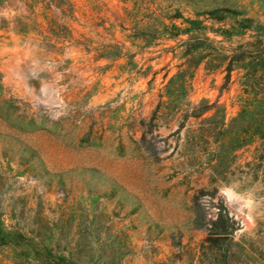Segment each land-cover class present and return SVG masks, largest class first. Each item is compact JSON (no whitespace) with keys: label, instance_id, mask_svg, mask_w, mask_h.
<instances>
[{"label":"rangeland","instance_id":"obj_1","mask_svg":"<svg viewBox=\"0 0 264 264\" xmlns=\"http://www.w3.org/2000/svg\"><path fill=\"white\" fill-rule=\"evenodd\" d=\"M258 40L264 0H0V264H264Z\"/></svg>","mask_w":264,"mask_h":264},{"label":"trees","instance_id":"obj_2","mask_svg":"<svg viewBox=\"0 0 264 264\" xmlns=\"http://www.w3.org/2000/svg\"><path fill=\"white\" fill-rule=\"evenodd\" d=\"M227 61L225 81L229 82L236 69L240 76L243 96L241 110L234 119L236 132H240L236 141L246 143L254 138L261 140L264 145V44L262 41L240 45L232 51L230 56L221 59ZM210 106L206 105L194 110L195 117L204 115ZM256 162L250 164L252 168H259L264 160V150H256Z\"/></svg>","mask_w":264,"mask_h":264},{"label":"clouds","instance_id":"obj_3","mask_svg":"<svg viewBox=\"0 0 264 264\" xmlns=\"http://www.w3.org/2000/svg\"><path fill=\"white\" fill-rule=\"evenodd\" d=\"M228 201H235L240 204L241 209H247L248 212L245 219L248 221L249 225L254 223L252 210L254 208V201L251 192H234L231 187H223L220 190Z\"/></svg>","mask_w":264,"mask_h":264},{"label":"built area","instance_id":"obj_4","mask_svg":"<svg viewBox=\"0 0 264 264\" xmlns=\"http://www.w3.org/2000/svg\"><path fill=\"white\" fill-rule=\"evenodd\" d=\"M241 225H242V226L246 225V221H242V222H241Z\"/></svg>","mask_w":264,"mask_h":264}]
</instances>
